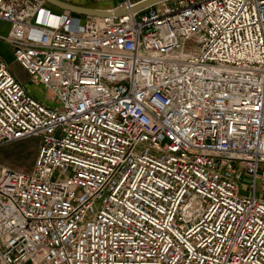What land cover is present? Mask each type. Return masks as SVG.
Instances as JSON below:
<instances>
[{
    "label": "built area",
    "instance_id": "1",
    "mask_svg": "<svg viewBox=\"0 0 264 264\" xmlns=\"http://www.w3.org/2000/svg\"><path fill=\"white\" fill-rule=\"evenodd\" d=\"M143 1L0 0V264H264V0Z\"/></svg>",
    "mask_w": 264,
    "mask_h": 264
},
{
    "label": "rangeland",
    "instance_id": "2",
    "mask_svg": "<svg viewBox=\"0 0 264 264\" xmlns=\"http://www.w3.org/2000/svg\"><path fill=\"white\" fill-rule=\"evenodd\" d=\"M69 2L91 8L107 9L112 8L111 6L114 7L118 0H71ZM49 9L51 12L57 14L64 12V10L57 9L53 6H51ZM70 13L73 16L78 15L73 12ZM4 55L8 57V68L15 79L20 82L30 94L43 101L47 105H52L51 101L46 99V88L40 82H34L33 80H31L26 69L18 61L11 59L10 55L8 56L6 52H4ZM39 143L40 138L38 136H29L15 142L1 144L0 165L21 172H30L34 166L36 155L38 153ZM248 181V176L244 174L241 182L247 183ZM257 194L259 196H264V189L261 190L258 187Z\"/></svg>",
    "mask_w": 264,
    "mask_h": 264
},
{
    "label": "water",
    "instance_id": "3",
    "mask_svg": "<svg viewBox=\"0 0 264 264\" xmlns=\"http://www.w3.org/2000/svg\"><path fill=\"white\" fill-rule=\"evenodd\" d=\"M44 1L64 11H69L84 16L104 17L110 15H120L128 11L126 9H115L111 11L110 9L91 8L64 0H44ZM156 1H161V0H146L132 6L130 10H136L138 8H141L150 3H154Z\"/></svg>",
    "mask_w": 264,
    "mask_h": 264
},
{
    "label": "crops",
    "instance_id": "4",
    "mask_svg": "<svg viewBox=\"0 0 264 264\" xmlns=\"http://www.w3.org/2000/svg\"><path fill=\"white\" fill-rule=\"evenodd\" d=\"M64 1H66V0H64ZM67 1H71V0H67ZM74 1H82V0H74ZM118 1H120V0H118ZM51 6H53V5H51ZM53 7H55V6H53ZM111 7L113 8V6H111ZM55 8H57V7H55ZM57 9H59V8H57ZM107 9H110V8H107ZM8 31H9V24L5 21L0 20V35H6L8 33ZM4 52H6V54L8 56L10 55V58L13 59L9 45L6 42L0 40V56L8 64V60H7L8 57L6 55H4Z\"/></svg>",
    "mask_w": 264,
    "mask_h": 264
},
{
    "label": "bare ground",
    "instance_id": "5",
    "mask_svg": "<svg viewBox=\"0 0 264 264\" xmlns=\"http://www.w3.org/2000/svg\"><path fill=\"white\" fill-rule=\"evenodd\" d=\"M51 20H52L53 22L55 21L54 18H51ZM51 20H50V22H52Z\"/></svg>",
    "mask_w": 264,
    "mask_h": 264
},
{
    "label": "trees",
    "instance_id": "6",
    "mask_svg": "<svg viewBox=\"0 0 264 264\" xmlns=\"http://www.w3.org/2000/svg\"><path fill=\"white\" fill-rule=\"evenodd\" d=\"M49 7H51V5L50 4H48V3H46Z\"/></svg>",
    "mask_w": 264,
    "mask_h": 264
}]
</instances>
